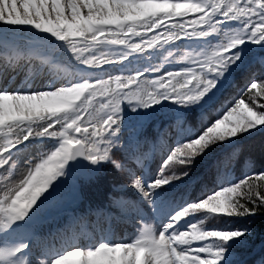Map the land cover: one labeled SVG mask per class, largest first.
Masks as SVG:
<instances>
[{"label":"snow or ice","instance_id":"snow-or-ice-1","mask_svg":"<svg viewBox=\"0 0 264 264\" xmlns=\"http://www.w3.org/2000/svg\"><path fill=\"white\" fill-rule=\"evenodd\" d=\"M258 221L264 0H0V264H264Z\"/></svg>","mask_w":264,"mask_h":264},{"label":"trees","instance_id":"trees-1","mask_svg":"<svg viewBox=\"0 0 264 264\" xmlns=\"http://www.w3.org/2000/svg\"><path fill=\"white\" fill-rule=\"evenodd\" d=\"M86 194L88 196H95V189H86ZM258 228V234L255 238L254 243L256 245H259L261 243V238L259 234V230L264 229V221H258L257 223ZM116 235L121 238H130L133 236V233L135 232V228H133L131 225H120L115 229ZM77 260L74 257L70 258L69 261L66 262V264H74V261Z\"/></svg>","mask_w":264,"mask_h":264},{"label":"rangeland","instance_id":"rangeland-1","mask_svg":"<svg viewBox=\"0 0 264 264\" xmlns=\"http://www.w3.org/2000/svg\"><path fill=\"white\" fill-rule=\"evenodd\" d=\"M75 259H78V258H76V257H74Z\"/></svg>","mask_w":264,"mask_h":264}]
</instances>
